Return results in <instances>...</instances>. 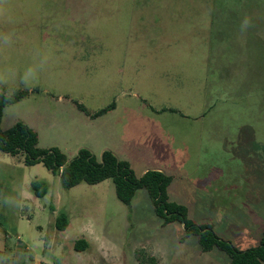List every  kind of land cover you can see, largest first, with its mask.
<instances>
[{
    "label": "rangeland",
    "instance_id": "obj_1",
    "mask_svg": "<svg viewBox=\"0 0 264 264\" xmlns=\"http://www.w3.org/2000/svg\"><path fill=\"white\" fill-rule=\"evenodd\" d=\"M5 7L0 33L15 36L10 46H0V68L22 72L37 53L49 62L33 87L18 90L29 95L18 103L17 118L3 115V131L24 122L38 134L39 148H57L70 159L82 148L100 158L112 147L138 177L159 168L171 172L177 187L184 174L195 187L214 174L216 190L206 195L234 211L217 216L215 231L240 250L260 244L264 0H6ZM245 16L254 26L241 32ZM93 136L110 147L88 148ZM195 141L251 144L254 151L244 162L222 150L208 170L207 161L183 162V146ZM249 170L251 179L245 176ZM37 179L49 184L44 198L32 192ZM253 191L258 194L246 204V193ZM2 195L22 199L23 207L0 202V244H7L0 253L32 249L31 264H140L142 249L159 264H230L219 249L202 252L197 236L183 239L180 223L165 225L146 198L123 204L112 180L64 189L43 164L29 167L23 155L0 152ZM189 210L196 223L215 219ZM252 212L262 220L249 219ZM60 213L69 218L63 232L56 227ZM79 239L88 242L85 251L75 250Z\"/></svg>",
    "mask_w": 264,
    "mask_h": 264
},
{
    "label": "trees",
    "instance_id": "obj_2",
    "mask_svg": "<svg viewBox=\"0 0 264 264\" xmlns=\"http://www.w3.org/2000/svg\"><path fill=\"white\" fill-rule=\"evenodd\" d=\"M29 95V91L21 90L15 93L14 102L19 103ZM113 104L99 111L93 117H100L114 109ZM85 111L84 107H80ZM4 97L0 95V152L13 157L23 155L24 164L32 167L43 164L54 176L60 178L64 189L74 188L82 183L97 185L106 180H112L118 199L126 206H131L138 191L146 190L150 196L156 214L165 225L178 222L184 226L183 239L197 236L202 252L209 253L214 249L225 252L230 258V264H264V236L257 247L240 250L231 241L221 238L212 224H199L190 219L188 209L172 202L168 188L172 177L158 170L147 171L138 177L127 161L121 160L114 152L105 150L98 158L91 150L82 148L76 157L69 159L57 148L41 149L38 147L39 136L24 122L16 123L11 129L3 131ZM31 189L36 198H44L49 193V184L37 179L31 183ZM69 226L67 214L60 213L56 221L59 231H65ZM89 244L84 239L77 240L75 250L85 251ZM140 264H159L158 259L145 250L137 253ZM109 264V263H105Z\"/></svg>",
    "mask_w": 264,
    "mask_h": 264
},
{
    "label": "crops",
    "instance_id": "obj_3",
    "mask_svg": "<svg viewBox=\"0 0 264 264\" xmlns=\"http://www.w3.org/2000/svg\"><path fill=\"white\" fill-rule=\"evenodd\" d=\"M93 137H90L92 140H91V142H89L88 148H90V149L95 151L96 148H94V147H99L103 151V150L107 149V147H110V146H106L105 144H103V140L102 139H100L98 137H94V138ZM110 148L113 150V152L121 160L126 161L124 158H122V156L117 151H115L114 148H112V147H110ZM192 149L195 152H192L191 151ZM222 150L228 151L226 153L227 156H230V153H231V155H233V157L239 158V159L243 160L244 162H246V160L253 155L252 152L254 151V148L252 147L251 144H249V145H247V144L240 145V144H237V143H235V144L234 143H230V144H228V143H226V144L209 143V144H207V143H205L203 141H201V142L195 141L193 143H187V144H185L183 146V151L181 152V157L183 159V162L184 161H188V160H193V158H195L197 165H199V162L202 163L204 161H207L208 162L207 169L210 170V167H215V161H217L221 156H224V153L220 152ZM197 151H198V153H197ZM238 151H241V152H238ZM256 151H258V149H256ZM209 163H210V165H209ZM249 163L247 162V165ZM156 169L160 170L159 168H156ZM214 171H215V169H212V172H214ZM146 172H147V170H145L143 173L145 174ZM228 172L231 173V170H228ZM166 174L172 177V183H171V185L168 188V195H169L170 200L172 202H176V203H178L180 205H183L186 208L187 207H189V209H190V207L193 208L194 209L193 213H195L198 218H202V216H201L202 214H200V213H204L205 214L206 212H208L207 214H209V216H212V215L215 216V219L208 218V219H210L212 221L211 224L213 223L212 225L214 226L215 229H216V227H215L214 221L216 222L217 216L223 217L226 214L230 215V214H232L234 212L233 210H230V209L226 210V209L221 208V207H223L222 204L217 206L216 200L215 201L213 200L211 202L209 200L211 198H208V196L206 195L209 192V189H215L216 190V187L215 188L213 187L214 174H212L211 175L212 177L209 178V179L199 180V184H198L197 187H195L196 185H193L188 180L187 174H184L182 176L181 180L179 181L181 183V187H179V186L177 187L176 184H178L177 183L178 181H176L177 179L173 175H170L171 172L168 171V172H166ZM245 176L248 177V179H251L252 178V171L249 170L248 173ZM190 190H192V192H190ZM141 192L142 193H139V195H136L135 199H137V197H139V196L141 198L140 200L146 198V202L148 200V202L152 205L150 197H149L147 191L146 190H143V191L141 190ZM256 193H257L256 191H253V192H250V193L249 192L246 193V195L244 197L246 204L248 203L249 205H252V203L249 202V201L251 200V197H253V195H256ZM178 194H179V197H177ZM191 194H193L194 199H193V201L187 202L188 197L189 198L192 197ZM211 196H213V195H211ZM182 197H183L184 200H182ZM206 198H208V200H209L208 202L205 201ZM245 208H246V205H245ZM189 209H188V215H189L190 219L193 220L194 218H191L192 217V212ZM249 210L252 211L251 208ZM248 215H249V219H252L253 221L262 220L261 218H254V217H256V215H254L253 212L252 213H248ZM205 218H206V216H205ZM246 220H248V218H246ZM193 221H195V220H193ZM219 221H222V219H220ZM197 222H200V221H197ZM202 223H208V221L207 222H202ZM172 224H175V223H172ZM172 224H170V225H172ZM181 225L182 224H180V226ZM182 227L184 229L183 225H182ZM262 233L264 234V231ZM263 234H262V237H263ZM246 235H247V237L250 236V235H248V232L246 233ZM184 236H185V231H184V235L182 237L184 238ZM4 237H2V235H0V239L1 238L3 239ZM0 245H1V247H3L2 249H4L7 246L6 243L5 244H0ZM0 251H2V250H0Z\"/></svg>",
    "mask_w": 264,
    "mask_h": 264
},
{
    "label": "clouds",
    "instance_id": "obj_4",
    "mask_svg": "<svg viewBox=\"0 0 264 264\" xmlns=\"http://www.w3.org/2000/svg\"><path fill=\"white\" fill-rule=\"evenodd\" d=\"M6 0H0V17L7 15ZM252 18L245 16L240 22V31L247 32L253 27ZM14 32L0 33V46H10L13 43ZM37 61L26 67L22 72L15 68H0V95L4 97V115L13 120L20 113L21 104L14 102L15 93L23 86L31 88L39 81L40 74L48 65L49 56L37 53ZM7 91H4V89ZM0 202L9 208H22L23 200L11 195L0 196ZM32 249L16 254L0 253V264H31Z\"/></svg>",
    "mask_w": 264,
    "mask_h": 264
}]
</instances>
